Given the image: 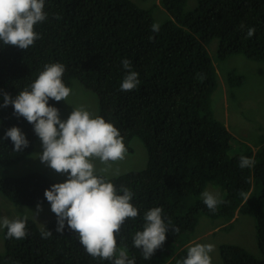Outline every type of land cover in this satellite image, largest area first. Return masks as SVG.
Wrapping results in <instances>:
<instances>
[{
	"label": "trees",
	"instance_id": "16d2710c",
	"mask_svg": "<svg viewBox=\"0 0 264 264\" xmlns=\"http://www.w3.org/2000/svg\"><path fill=\"white\" fill-rule=\"evenodd\" d=\"M160 4L169 16L157 33L151 28L152 10L133 0H45L47 17L34 26L40 38L33 46L24 50L0 42V193L17 205L50 203L44 190L56 180L36 170L20 174L8 170L38 155L34 151L38 136L33 124L14 114L11 104L3 106V93L14 98L46 63L59 62L65 65L62 80L67 87L80 83L97 95L96 115L119 129L127 152L135 138L148 153L143 168L106 176L117 189L123 185L133 191L131 203L139 210L116 236L117 256L125 248L135 264H176L187 254L184 246L197 238L194 229L200 215L229 223L236 213H243L254 217L260 256L239 245L222 244V262L264 264V137L254 149L232 140L215 117L211 103L218 81L207 50L216 37L215 59L241 54L264 61V0H197L189 11L186 0ZM249 27L255 28L252 37L247 36ZM125 58L138 73L139 84L131 91L120 88ZM227 79L233 85L242 76L230 72ZM62 101L49 98L48 104L60 111ZM13 126L29 142L21 152H14L11 139L5 137ZM241 155L254 159V167L241 169ZM207 186L217 188L225 201L215 212L201 196ZM242 192L250 195L246 202ZM156 206L163 208L169 228L162 246L145 260L132 237L142 230L144 213ZM56 226L54 217L45 228L52 235L43 238L28 218L22 240L5 238L3 229L0 264H112L89 255L67 222L62 233Z\"/></svg>",
	"mask_w": 264,
	"mask_h": 264
},
{
	"label": "clouds",
	"instance_id": "9594fccd",
	"mask_svg": "<svg viewBox=\"0 0 264 264\" xmlns=\"http://www.w3.org/2000/svg\"><path fill=\"white\" fill-rule=\"evenodd\" d=\"M44 8L45 0H0V42L24 50L33 46L40 38L34 26L47 17ZM160 27L159 22L151 25L152 31L157 33ZM240 27L243 30L245 25L242 23ZM254 33V27L247 28L248 37ZM121 64L126 70L120 84L121 91H131L139 84L138 73L132 69L130 60L122 59ZM64 72L62 63H46L30 85L14 98L3 93V106L11 104L16 116H23L33 124L34 132L42 142L41 162L67 176L65 181L53 183L44 190L51 211L56 215V231L62 233L67 222L68 228L78 235L86 252L93 258L108 260L112 264H135V257H129L125 248H120L116 255V236L121 226L126 219L139 216V210L131 203L134 193L123 185L117 189L112 180L106 178L112 163L125 158L127 148L123 137L112 122L94 115L84 106L73 107L66 120L60 119L59 110L49 105L48 100L68 103L72 90L62 80ZM221 80L223 78L217 76L219 84ZM5 137L11 139L14 152L23 151L29 143L16 126L7 129ZM96 160L104 167L98 170ZM254 165V159L244 155L239 157L241 169H250ZM201 196L212 212L225 202L213 191L205 190ZM241 196L245 202L250 197L244 192ZM163 216L164 210L160 206L147 210L143 215L142 230L136 231L132 237L133 246L141 250L145 260L151 259L166 240L169 226ZM27 221V215L0 217V229H6L5 238L22 240L27 235ZM172 230L178 231L176 228ZM51 235L42 226L41 236L47 238ZM213 251L212 244L195 243L176 264H212Z\"/></svg>",
	"mask_w": 264,
	"mask_h": 264
},
{
	"label": "rangeland",
	"instance_id": "374dc122",
	"mask_svg": "<svg viewBox=\"0 0 264 264\" xmlns=\"http://www.w3.org/2000/svg\"><path fill=\"white\" fill-rule=\"evenodd\" d=\"M142 7L152 10L153 19L160 24L169 16L160 0H133ZM197 0H186L185 10H192ZM218 47V39L212 38L207 44V50L216 65L217 76L223 80L218 83L216 91L212 95L211 108L232 136V140L240 141L258 148L259 140L264 137V61H254L245 58L241 54H233L225 60L215 59ZM242 76V81L230 84L227 75ZM68 97V103L62 101L59 117L66 120L73 107L84 106L96 115L98 110L97 95L83 87L80 83L73 82ZM38 141V142H37ZM35 143V153L27 161L9 167L12 174L26 173L36 170L56 180L58 183L67 179L66 174L57 173L46 162H41L39 154L42 153V142L38 137ZM132 151L126 152L125 158L113 162L107 177L116 176L131 170H138L146 165L148 153L146 148L135 138L130 140ZM38 149V152H37ZM33 153V152H32ZM97 169L104 167L99 160L95 161ZM205 190L219 194L214 186H207ZM30 210V211H29ZM17 215H27L34 220L37 227H47L49 221L56 217L51 211L50 203L37 206L17 205L7 200L0 193V217L14 218ZM0 229V252L4 250ZM197 237V238H196ZM194 238L184 247L188 249L195 243L212 244L214 251L211 253L212 264H223L219 247L222 244H235L247 249L256 258L259 257L256 228L254 217L249 214H236L231 222H223L222 219H213L205 215L198 217L197 226L194 229Z\"/></svg>",
	"mask_w": 264,
	"mask_h": 264
}]
</instances>
